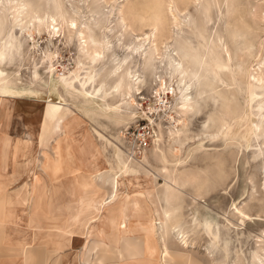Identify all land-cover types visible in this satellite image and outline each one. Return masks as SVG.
I'll list each match as a JSON object with an SVG mask.
<instances>
[{
    "label": "rangeland",
    "instance_id": "rangeland-1",
    "mask_svg": "<svg viewBox=\"0 0 264 264\" xmlns=\"http://www.w3.org/2000/svg\"><path fill=\"white\" fill-rule=\"evenodd\" d=\"M38 1L7 0V6L0 8V99H4L0 121L5 138L36 146L39 160L44 146L40 142L54 156L51 146L59 136L52 138L63 132H71L77 151L88 135L102 151L96 154L98 168L91 171L84 168L87 157L77 152L81 167L76 176L61 177L56 183L38 168L42 188L63 190L79 184L84 198L95 193L98 199H107L113 192L111 167L121 152L136 164L147 161L138 174L141 183L150 173L156 177L154 199L162 206L165 171L176 168L189 177L188 184L197 172L202 185L197 193L185 186L178 207L185 220L182 227L195 214L201 217V230L189 233L185 249L165 234L167 250H162L156 229L147 238L158 242L155 258L163 264H252L257 251L264 262V252L259 250L264 248V0H64L67 15L49 19L47 28L30 10ZM19 3L24 5L19 10L8 9ZM134 43L142 47L131 71L141 82L120 104L118 97L105 93L104 84L112 85L110 66L124 58ZM155 43L159 54L167 56L153 61L148 55ZM92 48L100 53L96 63ZM177 54L184 56L186 72L181 76L175 66ZM184 86L189 100L185 109L180 95ZM21 105L31 109L30 116L19 115ZM178 129H182L181 152L171 156L168 131ZM19 183L11 185L9 192ZM59 194L51 198L53 205L64 202L72 213L77 203L70 204L72 199ZM49 196L46 193L39 205L36 193L29 206L15 209L19 220L14 238L25 237L37 251L48 245L42 238L45 233L30 227L31 214L40 216L44 229L48 219L53 236L71 229L62 226L59 216L50 222V212L43 210ZM129 230L124 233L133 232ZM84 234L67 236L72 245L59 254L75 251L81 256ZM220 255L223 262L218 263ZM9 264H24L23 256L16 255Z\"/></svg>",
    "mask_w": 264,
    "mask_h": 264
},
{
    "label": "bare ground",
    "instance_id": "bare-ground-1",
    "mask_svg": "<svg viewBox=\"0 0 264 264\" xmlns=\"http://www.w3.org/2000/svg\"><path fill=\"white\" fill-rule=\"evenodd\" d=\"M102 1H103V3H106V0H102ZM68 2H69V0H68ZM7 4H8L7 0H0V8L1 9L5 8L7 6ZM23 6H24L23 4L19 3V4H15V5H10L8 7V9L9 10H11V9H18L19 10ZM30 10H31L32 14H35V15L37 14V19L40 21L41 26L45 27V28L49 27V25L51 24V23H49V21H50L49 19H55L54 17H58L60 19L61 18L63 19L67 15L64 0H39L37 3H35L33 6H31ZM119 12H120V14H122L121 11H119ZM120 19L123 20L122 17ZM68 20H69L71 25H75L74 22L70 18H68ZM209 22H210V20H209ZM28 23H32V18L28 21ZM175 26L177 27V30L181 28L180 23H178V22H176ZM27 29H28L27 27H20L21 31H24V30L27 31ZM152 37L154 38L155 36L153 35ZM219 39H221V38H219ZM219 43H220V41H219ZM153 46H154V48L152 49V51L149 52V55H148V57L151 60L156 61V60L163 59L164 57L167 56L166 54H159L156 43ZM212 46L213 45H211V47ZM141 47H142V45L140 43H134V45L132 46V48L129 49L127 55L124 58H121L120 60H116V61L114 60V62L110 66L109 73L114 78V82L112 83V85L104 84L105 88L107 87V90L105 93H107L109 95H114L115 97H118L120 104L121 103L125 104L126 103V101H125L126 96L129 97L131 94L135 93V91H137L139 88V83L141 82V80H140L138 74L135 73V70H134V72L131 71V65L135 61L136 56L140 54ZM209 49H210V47H209ZM213 50H214V48H213ZM90 52H91V56H92L94 62L96 63L98 61L99 56H100L98 49L96 50V49L92 48V50ZM1 53H2V51L0 50V56H1ZM104 56L106 57L105 52H104ZM177 57H178V60H176L177 62L175 65L176 71L178 72L179 76H181L186 72V69L183 65L184 64L183 63L184 56L177 54ZM218 59H220V58L218 57ZM103 66L105 67V63L103 64ZM220 67H221V65H220ZM217 71H218V69H217ZM99 72H100V69H99ZM86 73H88V72H86ZM94 73L96 74L97 70H94ZM217 73H219V72H217ZM81 85H84V84L81 83ZM186 91H187L186 86H184V88H182L180 91L181 92L180 95L182 96L181 108H183V109L189 107L188 96L186 94H184V92H186ZM83 92L87 93V92H85V90ZM217 93L219 94V92H217ZM59 124H57V126H56V129H58V130H59ZM60 126H61V124H60ZM181 132H182V129H178L176 131H172V130L168 131L167 139H170L172 141V143L168 145V148L173 151L172 153L170 152L171 156L172 155L174 156V154L176 155L179 152H181V148H180V143H181L180 140L182 138V137H180ZM72 140H73V138H72L71 132L70 133L63 132L62 137L57 139L53 145V151H54L56 158L51 159V157H49V155L47 153H43V156H44L43 168L44 167H52L53 168L52 170H48V171L45 169L46 173H49V172H51L53 174L59 173L60 171L56 170L55 167H57V166L60 167L61 164H64V161L71 162L75 167H77L76 171L78 172V170L80 169V167H79L80 165L78 163V160H79L78 157L79 156H78L77 152H79V154L85 155L87 157V162L89 163V166L92 170H96L98 168V164L96 163V157H97L96 154H99V152L95 146L96 144H95L94 140L88 135L85 138V145H82L81 147H79L78 148L79 150L77 152L74 151V149L77 150V148L72 143ZM182 142H183V140H182ZM176 145H177V148L175 147ZM182 146H183V144H182ZM175 151L177 153H175ZM125 156L126 157H124L121 152L118 154L116 163L118 164L119 168L121 169V173H120L121 177L117 174V172L114 173V176L112 178L113 184H114L112 186L113 192H112L111 196L109 197L108 201H110V202L114 201L118 197V195L121 192L119 189H121V188H122V190L126 189L127 193H125V192L124 193L127 194V197H128V201H129L128 202V209L133 210L135 212V214L138 215V217H136V219H134L133 222L135 223V225H137V226L139 225V226L135 230L136 233L131 232L127 236H124L122 238L121 249H119V250L110 249L108 246H106V244L103 245L101 243H93L94 249H92V250H95L96 247H99V250H96V254H95V256L97 258V264H103L105 262L107 264H116V262L120 263L121 261H122L121 264H130V263H134V264H163V263H161V261L155 259V253H153L154 248L151 246H146V242L148 241L147 238H148V236L156 233V229H157L159 232V240L158 241L160 243L162 250H167L166 241H165V234L166 235L171 234L172 237L178 239L180 244L182 245V247L184 249L188 247L189 239H190L189 233L196 232V231L198 232L201 230V227H202L201 217L199 218V217H197V215L194 214L193 217L190 218L191 219L190 222H187V221L184 222L185 224H187V226L185 227V225H183L185 227V228H183L181 222L184 220V217H183V214H181V212H180V207H178V200L180 199L179 198L180 195H182L184 193V190L187 189L186 188L187 185L191 186V188L197 193L198 192L197 189L202 185V184L200 185L201 181L199 182V179L196 176L198 174L197 172H194V174H191V176H192L191 177V183L188 184V182H186V181L189 177H186V175H182V174L178 173L175 170L176 168L174 170L170 171L169 173H167L165 171L163 174H167V175H166V178L163 179V181H164V184H163L164 204L162 206L159 204L160 205L159 206L157 204L156 200L154 199V196H156V193L154 192L153 182H154L156 177L152 173H150V174H148V176L146 178L144 177L145 179H143L144 181L141 183L142 179L140 180L141 177L138 174L139 170H143L144 166L147 165V161L144 160L143 164L142 163L136 164V163H134L135 161L130 160L133 158L130 157V159H129L127 157V155H125ZM80 162H81V160H80ZM160 173H162V171H160ZM195 173H197V174H195ZM151 175L153 178L151 177ZM149 178H152L151 183L146 182V180ZM262 187L264 190V182H263ZM200 191H201V189H200ZM199 196H201V194ZM192 197H193V201H196V199H195L196 197H194V195ZM206 228L208 229V227H206ZM193 239H195V238H193ZM182 247L180 246V248H182ZM259 250L264 252L263 247L260 248ZM187 251H189V250L187 249ZM257 253H258L257 251L254 253V260H252L253 261L252 264H256V262H257V264L258 263L264 264V262L262 260L263 258L261 259ZM222 255H220V257L218 259L219 260L218 263L223 262L224 256H222ZM95 256H93V257H95ZM86 260H87V258H86ZM234 264H236V262ZM238 264H243V263H238Z\"/></svg>",
    "mask_w": 264,
    "mask_h": 264
},
{
    "label": "crops",
    "instance_id": "crops-1",
    "mask_svg": "<svg viewBox=\"0 0 264 264\" xmlns=\"http://www.w3.org/2000/svg\"><path fill=\"white\" fill-rule=\"evenodd\" d=\"M4 99H0L2 102ZM19 107V105H18ZM0 110H1V103H0ZM31 109H27L25 106L21 105V110L19 115H29ZM5 115V114H4ZM2 116V115H0ZM30 116V115H29ZM4 127L2 122L0 121V264H9L12 263V259L16 258L17 256H23L24 264H97V258L95 256L96 250H99V247L94 249L93 243H101L103 245L106 244L110 249H121L122 246V238L127 236L124 230L129 227V231L135 232L137 229V225L133 222L137 214L133 210L128 209V197L126 189L122 190L119 189L121 192L118 197L114 201H108L107 199L97 198V195L94 193L92 198L86 199L82 196V188L78 184H72L64 189H60L59 187L53 188L52 190H48L42 188L43 184L40 183L42 181V177L38 174V168L44 172L49 179L57 180L61 177H67L69 175L76 176L77 167H75L71 162L64 161V164H61L60 167H55L56 170L60 172L57 174H53L51 172L46 173L45 169L52 170V167H44V156L43 153H47L45 151V144L40 142L42 146L41 148L43 151L42 160H39V152L36 149V146H31L27 144L25 140L15 141V139L5 138ZM59 136V137H58ZM91 137V135H89ZM55 137H62L59 133L54 136L52 139L54 140ZM93 140V136L91 137ZM9 139V140H8ZM22 139V138H20ZM57 139L54 140V142ZM95 142V140H94ZM8 143V145H7ZM96 148L98 147L95 145ZM53 149V146H51ZM50 147V148H51ZM98 149V148H97ZM77 152V150L74 149ZM11 152V153H8ZM99 154H102V151L98 149ZM51 159H55L56 156H51L48 154ZM79 159V157H78ZM13 163V166H11ZM80 165V159L78 160ZM81 167V166H79ZM84 168L87 171H91L92 169L87 162L84 165ZM113 169V176L116 173V169L121 170L118 164L115 162V165L111 167ZM118 174V173H117ZM120 175V174H118ZM112 176V178H113ZM17 180L20 183L15 186L12 191L9 192L8 189L11 188V185L15 184ZM62 183H57V185L61 186ZM25 185V186H24ZM112 180V186H113ZM19 189V190H18ZM24 189V190H23ZM131 190V189H130ZM52 191V192H51ZM13 194H10V193ZM15 192V193H14ZM29 192V193H28ZM125 192V193H124ZM38 193L39 195V202L41 204V198L46 194L50 193L49 199L50 202L45 201L43 210L46 213L47 210L49 213L50 222L52 223L53 217L59 216L63 218L62 226L69 228L73 227V230H62L56 236H53L54 227L49 226L48 219L46 220L47 229L43 228V223L40 219V216L37 214H29L30 215V227H38L39 234L45 233L44 237L42 238L47 243L48 247H45L44 251H37L35 247H32L29 242L25 241V237L23 239L14 238L15 232V222L17 223V219L19 220L16 207L20 206H29L30 199L33 195ZM59 195L64 196L66 195V199H72L71 202L77 203V206L73 209L74 211L69 212L65 203L56 202V206L53 205L54 198L51 201V198ZM13 195V196H12ZM96 195V196H95ZM20 196V197H19ZM26 196V197H25ZM12 197L14 201L12 200ZM20 199H19V198ZM18 198V199H17ZM65 198L62 200L65 201ZM58 199V198H57ZM56 199V201H57ZM62 202V201H61ZM20 203V204H19ZM40 207V206H38ZM81 209H86L87 213L80 212ZM57 210V213H56ZM75 210H78L76 212ZM48 214V213H47ZM47 216V215H46ZM43 222V223H42ZM49 222V223H50ZM102 223H105V227H109V231H106L103 228ZM102 225V226H101ZM122 225H124L122 227ZM128 226V227H127ZM43 228V229H42ZM63 229V228H62ZM26 229L24 230V232ZM108 232V234H106ZM26 233V232H25ZM63 233L62 236L60 234ZM80 233L84 234V245L81 256L77 252L73 251L67 255L59 254L62 249L69 247L72 245L68 240L65 239L67 236L70 237H80ZM136 233V232H135ZM93 235L95 238H92ZM41 236V235H40ZM55 237V242H53V238ZM61 237V238H60ZM92 238V239H90ZM121 238V239H120ZM118 239V240H117ZM64 240V241H63ZM153 240V239H152ZM62 241V242H59ZM93 241V242H92ZM118 242V243H117ZM112 246H111V245ZM154 244L158 245V242H146V246H151L154 248L155 257L157 256V249ZM87 247V248H86ZM86 248V249H85ZM98 248V249H97ZM95 256V257H93ZM87 258V260H86ZM94 258V259H93ZM157 259V258H155ZM122 261L116 262V264H121ZM103 264H107L106 262ZM134 264V263H130Z\"/></svg>",
    "mask_w": 264,
    "mask_h": 264
}]
</instances>
